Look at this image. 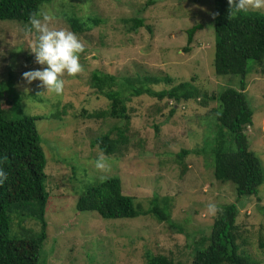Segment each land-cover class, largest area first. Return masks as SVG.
I'll return each mask as SVG.
<instances>
[{
  "label": "rangeland",
  "instance_id": "obj_1",
  "mask_svg": "<svg viewBox=\"0 0 264 264\" xmlns=\"http://www.w3.org/2000/svg\"><path fill=\"white\" fill-rule=\"evenodd\" d=\"M212 2L43 3L39 13L53 14L50 26L72 31L84 45L79 59L82 71L61 77L65 84L60 96L45 91L39 81L28 83L22 76L26 71L41 68L30 51L35 33L26 31L27 24L0 20V80L13 74L16 89V98L7 102L5 93L13 82L2 88L3 110L9 119L25 115L42 117L36 121V127L47 157L45 183L50 199L45 213L48 226L41 264L45 253V264H146L149 253L167 256L173 264H191L196 250L207 245V242L202 245L201 239L210 234L217 215H208L209 202L218 211L224 204L235 202L239 206L240 253L256 261L254 264H264V184L255 196L237 197L233 183L215 179L210 154L195 152L204 146V132L212 133L208 128L215 124L216 101L209 100L205 106L197 101L183 102L172 111L175 102L170 99L159 100L146 93L132 97L128 102L131 115L128 150L117 158L103 153L111 164L106 173L93 166L102 151L92 146V139L108 131H114L112 134L116 136L114 126L125 123L123 119L87 117V112L109 107V100L90 85L94 71L115 75L120 83L125 82L123 77H137L135 85L156 91L171 86L164 81L148 83L146 77L169 76L173 85L194 78L195 84L209 94L225 87H240V76L215 72ZM72 16L88 25L92 24L90 18L101 21L89 31L75 32L69 22ZM137 17L143 18V25L133 30L132 19ZM196 24H201L202 29L186 51L187 30ZM254 64L255 61H249L248 68L252 70L246 76L254 124L245 131L250 149L260 157L264 167V64ZM62 104L68 105L66 111L60 107ZM182 149L189 153L179 160L177 154ZM102 174L118 175L123 180L124 192L133 195L145 208L155 196L161 200L168 198L170 221H157L152 215L105 219L92 211L78 213L77 198L86 185L99 182L95 178ZM11 217V238L26 239L41 231L40 220L22 215V220L16 221L13 213Z\"/></svg>",
  "mask_w": 264,
  "mask_h": 264
},
{
  "label": "trees",
  "instance_id": "obj_2",
  "mask_svg": "<svg viewBox=\"0 0 264 264\" xmlns=\"http://www.w3.org/2000/svg\"><path fill=\"white\" fill-rule=\"evenodd\" d=\"M52 1L54 0H0V20L27 24L29 15L38 14L43 3ZM212 1L213 28L216 37L215 72L218 75L240 76L238 89L225 87L218 93L209 94L195 84L194 78L173 85L174 80L169 76L146 77L145 81L148 83L164 81L171 86L169 89L156 91L151 87L135 85L137 77L136 79L123 77L125 82L120 83L115 75L94 71L90 77V85L97 93L109 100V107L87 114L86 110H83V113L89 119L125 120L123 126H114L116 136L112 134L114 131H108L91 141L92 146L98 147L105 155H114L117 158L123 157L129 148L131 115L128 102L132 97L146 93L159 100L170 99L175 102L172 111L175 110L176 105L183 102L188 104L197 101L205 106L209 100L216 101L215 124L213 128H208L212 133L204 132V146L195 152L210 154L215 179L223 183H233L237 197H251L257 195L264 184V167L260 157L250 149V140L245 131L254 124V111L246 94L248 85L246 76L252 70L248 68L250 60L255 61V66L264 64V12L249 11L229 18L227 0ZM89 21L92 24L82 23L76 16L69 18L75 32L89 31L101 20L90 18ZM132 21L135 24L132 29L135 30L143 25L144 20L137 17ZM200 29H202L201 24H196L187 30L188 40L184 48L186 51L190 49L194 36ZM6 84H11L5 93L8 102L16 98L13 74L0 80V97L4 94L2 88ZM66 106L68 105H60L61 108L64 107L63 111H66ZM60 110L59 114L62 113ZM57 117L60 118L59 115ZM39 119L42 117L30 115L9 119L0 102V167L8 173V179L0 185V264H41L43 244L47 238L48 223L45 220V213L50 193L45 183L47 157L36 127V121ZM211 134L213 136L209 139ZM187 153H189L187 150L182 149L177 154L179 160H182ZM108 177L110 178L103 183L97 182L99 180L95 178L97 183L86 185L83 194L77 198L78 213L92 211L105 219H129L140 215L147 217L152 215L157 221H170L168 198L161 200L155 196L151 200V205L145 208L136 202L133 195L124 192L123 180L118 175ZM12 213L16 221L22 215L40 220L41 231L26 239L11 238L9 231ZM238 214L239 206L235 202L221 206L211 226L210 234L201 239L202 245L206 242L207 245L202 247L203 249L196 250L191 264L256 263L240 253ZM45 254L42 264L46 262ZM146 264H173V262L167 256L149 253L146 256Z\"/></svg>",
  "mask_w": 264,
  "mask_h": 264
},
{
  "label": "clouds",
  "instance_id": "obj_3",
  "mask_svg": "<svg viewBox=\"0 0 264 264\" xmlns=\"http://www.w3.org/2000/svg\"><path fill=\"white\" fill-rule=\"evenodd\" d=\"M227 2L229 18L249 11H264V0H227ZM53 20V14L48 12L29 15L25 28L26 31L35 33L30 51L34 54L35 63L41 68L26 71L22 76L28 83L39 81V86L45 91L60 96L65 84L61 77L65 74L73 76L82 71L79 59L84 51V45L72 31L50 26ZM93 166L98 172L106 173L111 164L101 152L97 154ZM109 178L102 174L98 180L103 183ZM7 179L8 173L0 167V185H3ZM206 207L208 215L217 214L218 209L214 203L209 202Z\"/></svg>",
  "mask_w": 264,
  "mask_h": 264
}]
</instances>
